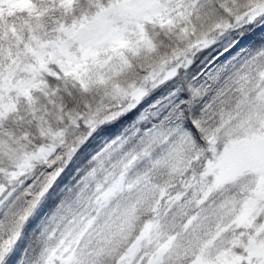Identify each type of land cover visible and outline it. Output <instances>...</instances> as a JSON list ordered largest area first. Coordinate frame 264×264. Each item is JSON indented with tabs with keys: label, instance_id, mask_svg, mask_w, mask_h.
<instances>
[{
	"label": "snow or ice",
	"instance_id": "snow-or-ice-1",
	"mask_svg": "<svg viewBox=\"0 0 264 264\" xmlns=\"http://www.w3.org/2000/svg\"><path fill=\"white\" fill-rule=\"evenodd\" d=\"M0 264H264V0H0Z\"/></svg>",
	"mask_w": 264,
	"mask_h": 264
}]
</instances>
